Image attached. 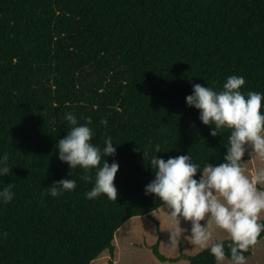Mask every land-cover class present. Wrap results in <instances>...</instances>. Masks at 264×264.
<instances>
[{"label":"trees","instance_id":"1","mask_svg":"<svg viewBox=\"0 0 264 264\" xmlns=\"http://www.w3.org/2000/svg\"><path fill=\"white\" fill-rule=\"evenodd\" d=\"M232 75L244 77L242 92L264 93V0H0V156L11 168L0 190L14 194L0 203V264L114 256L118 230L163 207L145 194L154 171L143 152L190 154L201 168L224 162L230 130L212 137L185 98L193 83L218 91ZM66 113L92 120L93 144L110 136L117 146V201L87 199L95 172L59 160ZM62 179L76 189L51 197ZM152 253L174 261L158 245ZM186 257L216 264L207 250Z\"/></svg>","mask_w":264,"mask_h":264},{"label":"clouds","instance_id":"2","mask_svg":"<svg viewBox=\"0 0 264 264\" xmlns=\"http://www.w3.org/2000/svg\"><path fill=\"white\" fill-rule=\"evenodd\" d=\"M245 83L244 77L237 75L227 77L218 91L193 83L192 93L185 98L186 105L198 111L200 122L210 127L212 137L221 136L222 130H230L224 145L223 163L206 161L201 168L190 154L165 160L157 157L161 152L159 147L155 154L143 152L154 171V178L145 186V194L161 201L176 224V232L181 236L187 233L184 237L190 238L200 249L209 251L216 264H247L245 253L257 244L258 237L264 232V223L259 222L264 213V189L258 188L259 184H264V170L250 177L243 167L246 156L255 155L264 160V93L242 92ZM64 118L71 127L56 145L59 160L70 170L79 167L85 173L95 172L94 186L85 193L87 199L103 195L117 201L114 180L119 164L115 162L117 146L112 138L107 137L101 148L92 143L95 133L89 127L92 124L90 118L83 124H79L71 113H66ZM101 123L107 125V120ZM108 157L113 158L111 164ZM8 160L7 154L0 156V176L10 174ZM81 179L93 181L87 174ZM76 187V180L62 179L49 188V195L55 198ZM10 188L11 185L0 190V203L13 200ZM182 221L190 223V228H182ZM213 225L227 233L231 242L227 245L213 242ZM171 240L172 235L170 243Z\"/></svg>","mask_w":264,"mask_h":264},{"label":"rangeland","instance_id":"3","mask_svg":"<svg viewBox=\"0 0 264 264\" xmlns=\"http://www.w3.org/2000/svg\"><path fill=\"white\" fill-rule=\"evenodd\" d=\"M243 167L245 173L251 177L264 170V160L252 155L250 161L244 163ZM258 188L264 189V184H259ZM261 220H264V213H261ZM181 227L190 228V223L182 221ZM212 231L213 242L230 239L227 233L216 229L214 225ZM185 235L187 233L181 236L176 232V224L163 206L149 217H136L124 224L116 233L115 255L104 252L93 264H189L186 256H195L202 249L190 238L184 237ZM156 245L163 256L174 261L157 259L152 253V247ZM247 264H264V240L260 241L254 256L247 260Z\"/></svg>","mask_w":264,"mask_h":264},{"label":"crops","instance_id":"4","mask_svg":"<svg viewBox=\"0 0 264 264\" xmlns=\"http://www.w3.org/2000/svg\"><path fill=\"white\" fill-rule=\"evenodd\" d=\"M264 239H262L261 241H263ZM260 243V242H259ZM259 243H258V245H259ZM258 245L254 248V251H253V253H252V255L249 257V258H251V257H253L254 256V254H255V251H256V249H257V247H258ZM248 258V259H249Z\"/></svg>","mask_w":264,"mask_h":264}]
</instances>
